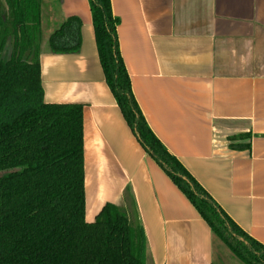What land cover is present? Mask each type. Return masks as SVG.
I'll return each mask as SVG.
<instances>
[{
    "label": "crops",
    "instance_id": "1",
    "mask_svg": "<svg viewBox=\"0 0 264 264\" xmlns=\"http://www.w3.org/2000/svg\"><path fill=\"white\" fill-rule=\"evenodd\" d=\"M110 5L147 126L264 247V0ZM70 17L81 23L80 50L52 54L48 38ZM39 65L45 103L82 106L87 223L112 204L142 229L146 264H243L128 127L104 79L88 0H41Z\"/></svg>",
    "mask_w": 264,
    "mask_h": 264
},
{
    "label": "trees",
    "instance_id": "2",
    "mask_svg": "<svg viewBox=\"0 0 264 264\" xmlns=\"http://www.w3.org/2000/svg\"><path fill=\"white\" fill-rule=\"evenodd\" d=\"M88 2L105 82L137 142L238 260L264 264V247L153 135L120 57L110 0ZM40 24L41 0H0V264H146L143 231L124 209L106 204L85 221L82 106L43 101ZM80 28L66 19L48 38L50 52L78 53Z\"/></svg>",
    "mask_w": 264,
    "mask_h": 264
},
{
    "label": "rangeland",
    "instance_id": "3",
    "mask_svg": "<svg viewBox=\"0 0 264 264\" xmlns=\"http://www.w3.org/2000/svg\"><path fill=\"white\" fill-rule=\"evenodd\" d=\"M40 38H41V24H40Z\"/></svg>",
    "mask_w": 264,
    "mask_h": 264
}]
</instances>
